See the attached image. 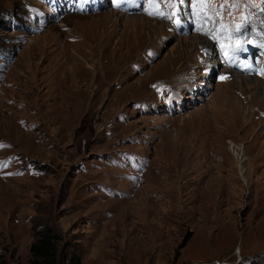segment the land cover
Here are the masks:
<instances>
[{"label": "rangeland", "instance_id": "obj_1", "mask_svg": "<svg viewBox=\"0 0 264 264\" xmlns=\"http://www.w3.org/2000/svg\"><path fill=\"white\" fill-rule=\"evenodd\" d=\"M119 1L0 0V260L49 223L79 264H264V73L237 101L206 38L264 0H209L185 37L168 0ZM198 55L187 88H143Z\"/></svg>", "mask_w": 264, "mask_h": 264}, {"label": "bare ground", "instance_id": "obj_2", "mask_svg": "<svg viewBox=\"0 0 264 264\" xmlns=\"http://www.w3.org/2000/svg\"><path fill=\"white\" fill-rule=\"evenodd\" d=\"M98 1L101 8H107V4H105L104 2L105 0ZM121 2L122 0L117 3L118 7L122 5ZM185 4L186 5L184 6L183 4L176 5V8H178V10L183 13L179 14V23L175 22L177 21V19H174L172 21V27L178 32V34L184 35L182 37L189 36L190 34H198L201 32L203 28L199 25V18L201 13H206L207 7V2L194 3L190 0H187L185 1ZM184 8L188 12L187 14H184ZM61 10H63V8H61ZM192 13L194 15H192ZM157 15H160L162 19H169L163 11L158 12ZM262 27V25L258 26L253 24H240L233 27L222 25L218 28L215 34H208L206 36V38H208V40L214 45V48L216 49L219 57V60L216 61L215 65L217 67H220L221 69L223 68L231 71L227 72L229 73L230 80H227L226 78L223 80V82L226 84L231 83L234 87H238L235 94L237 96V101L239 102L242 100L243 95L246 93V91H250V87L252 86L249 85L251 80L248 75L253 74L255 76H258L259 74L264 73V60L260 61V58H262L264 54V27ZM238 28L239 31H237ZM202 47L204 50L205 46ZM206 65H210V60L205 57L201 58L198 55L194 59V62L189 65V69L187 68V70H184L183 66V68L180 69L177 73H172L171 78H168L167 75H164L165 77L162 76L157 80H154L153 83L148 84V86H145L143 88H145V91L151 94V98H157L165 93H173L176 87L187 88V85H185L184 83L188 82L190 79L194 80L197 76V70L203 68V66L205 67ZM192 66H194L195 69L192 70ZM170 72L171 71L168 72L167 70L166 74H169ZM235 72L239 73L240 75L236 74ZM221 77L222 75L219 74L218 80H220ZM122 80L123 78H120L119 82ZM233 89L235 90V88ZM140 90L141 89L139 88V91ZM258 103V106L260 108H264V94L261 101ZM258 106L256 108L260 109L258 108ZM261 130L264 132V125L262 126ZM210 131L211 130H208V134L210 133ZM203 139H205L206 142L207 137ZM226 144L228 146L229 152L233 155V158L237 165V169L239 171L238 173L245 182V174H247V170L244 169L243 165L248 160V158L244 157L245 153L237 148L232 141H227Z\"/></svg>", "mask_w": 264, "mask_h": 264}, {"label": "trees", "instance_id": "obj_3", "mask_svg": "<svg viewBox=\"0 0 264 264\" xmlns=\"http://www.w3.org/2000/svg\"><path fill=\"white\" fill-rule=\"evenodd\" d=\"M37 227L35 239L28 247L29 258L25 264H79L75 254L62 255L58 253V233L49 223L34 224ZM33 226V227H34ZM0 264H5L0 260Z\"/></svg>", "mask_w": 264, "mask_h": 264}, {"label": "snow or ice", "instance_id": "obj_4", "mask_svg": "<svg viewBox=\"0 0 264 264\" xmlns=\"http://www.w3.org/2000/svg\"><path fill=\"white\" fill-rule=\"evenodd\" d=\"M117 2V0H113V3L115 4ZM185 2V0H168V5L172 6V5H180L183 4ZM194 3H205V2H209V0H193ZM170 18V17H168ZM176 23H179V21H175ZM237 31H239V28L237 29Z\"/></svg>", "mask_w": 264, "mask_h": 264}]
</instances>
